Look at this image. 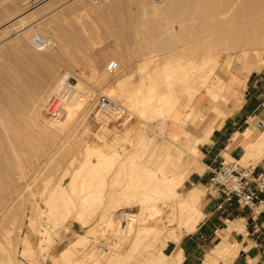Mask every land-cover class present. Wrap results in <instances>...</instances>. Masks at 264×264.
I'll return each instance as SVG.
<instances>
[{"label": "rangeland", "instance_id": "rangeland-1", "mask_svg": "<svg viewBox=\"0 0 264 264\" xmlns=\"http://www.w3.org/2000/svg\"><path fill=\"white\" fill-rule=\"evenodd\" d=\"M171 1L172 3L169 0L170 6L171 4L174 3L172 6L173 10L174 11L177 10V11L173 12L174 15L173 13H170L171 15L164 14L166 17L170 16L169 18L171 19L173 18L172 20H174V16L176 17L175 20L182 19V21L181 20L179 21H181L182 24L186 26V28H188L189 30H192V27H194V24L196 26L195 28H197V25H198L197 23L199 21L203 25L204 23L206 24L208 21H209L208 23L211 24L209 25L207 23L206 25V27L210 26L209 27L210 29L208 30L207 34L206 33H205L206 35L204 34V36L206 37H204L203 34L201 36L199 34L198 35L199 37L197 36L198 38L196 39L195 38L196 36L193 32L192 33L190 32L192 36L189 34H187L188 36L187 35L182 36L183 39L181 40L180 46L184 45L185 47L189 44L190 50L189 48H187L188 47L187 46L186 49L184 48V51L180 53L181 55L179 56L180 57L183 56L181 57L183 59L179 58V56L172 57V60L174 64L176 65L174 67V72H176L179 75H182V73H185L187 71L196 70L195 71L196 74H199L202 72V74L209 75V77L211 76L210 77L211 80L217 79L216 77L217 74L223 76L225 80H229L231 75L236 74L239 79H243L247 72V67H246V64L244 63L245 60L243 59V56H244L243 53L245 52L244 50L246 49L248 52L247 57L251 58V60L255 62V65H259V64L261 65V68L259 70L253 71L248 76L245 84L240 83L236 85L235 89H236L237 95L231 96L228 101H224L223 99H217L215 102V99H213L209 94L206 93L204 87L201 89V91L194 98V103L198 102L200 95L205 94L206 99L201 105L203 107V110L200 112L201 114H204V115L200 116L199 115L200 113L197 112V114L194 115L195 117L192 116L191 118V120L193 121L189 120L190 122L187 121L185 125V129L191 130L196 136H198L201 134V127L205 123L215 121L216 123L215 129L220 128L223 125L227 116L230 114V112H228L229 111L228 106L230 104L242 103L246 95L248 94V92H252L255 94V93H258L264 90V60H263L264 58H262L264 56V44H263L264 34H261L262 35L261 36L260 30H255V28H252V26L259 27L260 22L264 20V15H263L264 14L263 13L264 12L263 10L264 0H248V1L247 0H174V1L171 0ZM164 2L165 0H0V56H1L0 57V112L1 114L12 115V116H16L20 114L23 116L27 115L29 112V109H27V107L30 108L33 105V102L37 100L41 95L43 96L45 93L47 94L50 91H52V89L56 86L58 81L63 76H65V73H70L71 71H72L70 73L71 84L73 86L76 85L78 87L83 85L82 88L84 87L85 91L91 92V94L89 95V94H86V92L80 91L78 98L75 101H73L71 105L72 107L68 109L67 116H66L67 118L65 119L62 125L63 129L68 132L66 136L68 139L64 138V140H68V141L65 142L62 140L63 139L62 136L60 137L62 138L60 141L64 142V145H66L64 146L63 150L67 148L65 149L66 151L65 150L63 151L61 149L63 154L61 153V151H59V154L55 153L56 151L55 149H57L56 147L60 145L58 143V145H55V147L52 146L50 148V151L47 150L46 153H44L43 150H40L38 151L36 156L31 154L33 155V158H31L32 157L31 156L29 158L31 159L30 161H26V159L23 158V162L21 163L23 165L16 162L17 164L16 163L14 164H16L17 166H14L13 163L6 164L7 168H5V165L2 166L3 169L1 168V170L3 172L1 171V174L2 173L4 174H2L3 175L2 179L0 176V180H1L0 181V190H1L0 192V247L2 245L6 247V250H2L0 248V258H1L0 264L3 263L2 258H4L5 251H8V252L10 251V255L11 256L13 255L12 257L16 260L14 261V264L15 262L17 264H56V263L57 264H66V263L67 264H96V263L106 264L108 261H111V262H108L109 264L111 263L112 264H150L151 263V262L149 263L150 259L155 258V256L157 257L159 255L160 250H163L168 255L169 254L172 255L175 252H177V251L171 252L172 249L170 248L165 250V241L167 237H169L170 234H172V232L175 230L176 232L180 233L182 237L188 233L186 229L183 228V223L181 221V216L179 213V206H177L179 205L180 203L179 201L181 198L179 195H177L178 198L177 197L175 198V196L170 197V198L166 197L163 199L158 198L159 203H156V205L157 207L160 208L161 212H160V215L155 219V221L151 222V224L156 223V225L162 229L150 232L144 238V240L140 242L142 244L138 245L139 248L138 247L136 248V245H133L135 243L132 244V241L134 242L135 240L133 233H127L126 237L122 236L123 240L121 239V241H116L117 238H116L115 233L112 234L113 232L111 233L112 234L111 236L109 235L110 233L109 234L107 233L106 234L107 236L106 235L104 236L102 234L103 230L101 229V225L103 226V223H101V225L99 226L97 225V224H100L99 222H100L102 206L98 207L97 208L98 210L96 209L97 211H99V213L96 211L97 214L95 213L96 215H93L91 217L93 220L91 219L90 220L91 223H89L87 226H82L81 224L76 223L72 219L69 221H66L65 224L63 222L62 225L56 224L57 222L53 219V217H51L52 215L51 216L49 215V211L46 206L47 203L44 202L46 201L48 195L46 193H43L45 186L50 188L54 186L56 181L59 180L62 174V170H63L62 168L67 166L68 160L71 159L72 155L73 156L76 155L75 157L78 159L74 163V165H72L71 168H76V167L81 166V163L83 161L81 150L82 151L84 150L83 146L86 145L85 141H88L87 143L90 142V144L92 145H97V144L103 145L104 143L103 140H107V139L111 140V141L109 140L107 141L109 142V144H112L111 149L112 147L114 148L116 146V148L118 147L117 148L118 150L121 147L119 150L121 152H125L124 148L126 146L127 156L129 154L130 155L134 154L135 152L136 154H138L137 157L134 159L135 161L133 162L132 161L128 162L127 160H125V163H127L128 165L129 163L135 164L134 162H137L134 166L130 164L132 169L134 168L136 169V171L139 170V167L137 166L141 164L140 167L141 166L142 167L139 171H143L145 168L158 170V168L161 166L160 169L163 168L164 171L169 175L179 174L181 172L185 176L184 184L179 189L182 195H186V193L189 190H192L194 187H196V185H193L192 183L188 182V178L192 173H195V174L204 173L205 171L204 169L206 167L203 162L204 155L202 153L200 157V162L202 164L200 166L201 169H197V168L190 169L184 164V162H186L184 159V154L180 156L178 152V148H176L177 146H175V142L173 141L175 133L182 134V135L184 134V127L182 126L181 119L182 117L185 116V113L188 110L187 108L183 109L180 106L176 110L177 113L175 115V119L177 121H172L171 119H169L168 116L167 118H164L162 116H158V115L156 116L155 114H154L155 117L154 116L153 117L151 116L152 118L148 117L150 115H153L151 112H149L151 114L147 113V116L145 114V117L144 115H141V118H140V115L138 116L136 115L137 117L134 115L133 116L129 115V117H132L133 119L132 118L128 119V116H127V119L125 120L126 125L123 124L120 126H116L115 128H113L114 125H109V127H106L108 128V130L106 129L107 133H105L106 135L108 134L107 136L105 134H103V136L101 135V133L104 132L105 130L104 129L103 131H101V129L105 127H102V123L97 122L96 119L94 118V115L91 114L92 109L94 108L97 99L101 95H105V94L109 96L113 95V94L110 95V93L112 90H116L114 81L117 77H120L123 75L122 77L124 79L126 78L125 79L126 88L128 89H131V88L133 89L131 85H134V89L140 86L138 85V83L142 81L141 80L142 77L145 76L146 74V70L143 71L142 69V65H143L142 63L145 60H147L148 55L149 56L154 55L155 51L156 53L158 52L160 53L159 50L161 48V45H160L162 43L161 40L163 41L164 38L166 37L169 38L168 37L169 33H167L165 29L167 25L164 24L166 26L163 28V23L164 22L171 23V20L169 21L168 17L167 18L165 17L166 20L163 19L164 15H162V13L155 15L152 9L154 8L152 7L153 4L161 5ZM249 2L250 4H248ZM261 2L263 4H261ZM221 3H223L222 6L220 5ZM260 4L263 7H260L261 6ZM174 5H177L178 8L177 6L175 8ZM223 5H225V7ZM204 7L206 8L209 7L210 9H208V11L204 10ZM213 7L218 12H216L213 9ZM223 7L225 8V11L223 10L224 9ZM234 7L237 8L238 10L235 9ZM200 9H202L201 12L204 10V13L202 12L203 16L206 15L205 17L207 18L209 16L210 17L208 19H205L201 15L200 16L201 18L199 17L198 19ZM219 9L221 10L220 12H219ZM235 10L238 12V15L240 16L236 15L237 13L235 12ZM260 11H261V15H258L260 14ZM197 13L198 15L196 16ZM249 13H250V16H249ZM194 14H195V17H197V19L193 17ZM229 14L231 15V17H233L232 19H235L236 22L238 21L237 24L234 22V20L231 19ZM20 16H24V19H26L27 24L37 22L36 27L32 29L29 27L30 25L28 26L29 28L24 27L22 25V22H20L21 20L23 21V19H21ZM242 16L244 19L242 18ZM254 17L256 18L260 17L259 19H262V20H258V18L255 19ZM18 18L20 19V21ZM252 18L254 19V21H252L253 20ZM184 19L186 20V23ZM204 19L206 20V22L203 23L202 20L204 21ZM221 19H222V22H221ZM248 19L249 20L252 19L250 20L251 22H249ZM226 20L229 22H227ZM194 21H197V22H194ZM223 21L225 22V25L222 26ZM239 21H241V23L243 21V23L245 22L249 24H246V25L243 24L244 29H240V27L242 28L241 26L242 24L239 23ZM155 22L157 24H155ZM160 22L161 24H159ZM201 24L199 23L198 26H200ZM5 25L6 26L10 25V26L6 28ZM219 25L221 29H219ZM237 25L240 26L239 29L241 32L236 27ZM212 26L217 27V29L215 28V32ZM11 27H13V29ZM20 28L22 29V31H20L21 30ZM159 28L161 30L163 28V31L165 30L166 32L164 31V34H163V32ZM177 28L179 29L178 24H177ZM40 29L44 30L47 33V37H50V38L52 37V39H54L55 45H54L53 50L41 51L38 49V47H36L33 44V35ZM225 29L227 32L225 31ZM234 29L235 30L237 29V30L235 31ZM210 30L214 32L215 37L217 36L216 37L217 39L214 37V34H212ZM247 30L252 31V32H247ZM224 31L226 33H223ZM253 31L255 34L253 33ZM159 32L163 34V38L162 36H159L160 34ZM208 33L210 34V36ZM261 33H264V32H261ZM227 35L230 37H228ZM250 35L252 37H250ZM202 36L204 37V39L205 38L206 39L203 40ZM218 36L220 37V39L221 38L222 40L224 39L223 40L224 45L223 43H221V40L218 38ZM58 37L64 41L60 40ZM207 37H209L210 40L212 41L211 42L212 46H213V43H215V45L212 47L213 50L210 49L211 48L210 43L209 44L207 43V40L208 42H210L209 38L207 39ZM231 38H233L232 42L230 40ZM244 38L248 39L247 42L245 41ZM250 38H254V40L253 39L251 40ZM260 38L262 41H259ZM215 39L218 43L215 42ZM243 39H244V43H243ZM233 40H235L236 42ZM204 41H206V43L208 44L209 49ZM241 41H242L241 45H238L240 43H237V42H241ZM252 41H254L255 43H253ZM227 42H231V44ZM205 45L208 50L206 49ZM152 50L154 53L152 52V54H149V52H151ZM255 50H257L259 53ZM214 57L218 61H213L212 58ZM112 61L118 62V68L114 72H111L108 69V65ZM183 61H185V63ZM178 62L181 63V66L178 65L179 64ZM230 62H232V65L229 64ZM210 63H212L213 65L212 64L209 65ZM139 66L141 68H139ZM159 67L161 68V66ZM150 68L152 69L153 67L151 66ZM213 69H215L216 71L213 72ZM91 70L92 71L96 70L97 77L101 75L103 72H107L110 77L109 79H111L109 80L110 82L108 81L101 85H97L96 82H94L90 78L91 73H92ZM156 72H158L159 82H161V84H165L166 77L162 69H157ZM208 72H210L211 74ZM254 72H257V74H254ZM72 73H74L75 75ZM130 74L132 78H130L131 77ZM194 81H195V84H200L201 82L200 78L199 79L196 78V80L194 79ZM256 81H258V83H257V86L254 87V84H256ZM162 89L165 90L166 89L165 86L162 87ZM178 94H180L182 101L187 100L186 98H188V96L187 94H185L184 91H180L178 92ZM115 97H116L115 99H117L116 95ZM118 101L125 106L124 101H122V99L118 98ZM87 102L90 103L89 106L91 107V110H89V113L86 119H82L84 116V112L86 113V109H84L83 104ZM214 103H219L221 105L223 112H225L226 115H220L218 117H215L214 113L211 112V109H210V107ZM62 118H65V116ZM163 119H166V120H163ZM178 120H180V122ZM195 120L197 121L201 120L200 124L196 125L195 123H193ZM253 120L255 123V119H252V121ZM174 122L175 124H173ZM172 125H174V127ZM177 129H178V132H177ZM240 130L247 131L248 129L245 125H243ZM99 135H101V138L99 137ZM120 136L123 138L122 141H121ZM111 137L113 139H111ZM114 137L116 139H114ZM141 137H144V139H142ZM213 140L214 138H212L211 136L209 140H205L203 144L212 143ZM118 141H120V143ZM110 142H114L115 146H114V143H110ZM177 142L180 143V141H177ZM249 142H250V139H248L247 134L244 135V133H240V132L236 133V135H234L233 145H230L229 147L222 145L217 148L218 153L223 152L222 155L219 156V161L222 159V156L225 157L227 160L241 159L242 157L233 156L231 153V150L234 149L239 144H242L244 148H246ZM139 144L140 145L143 144V145L139 147L138 146ZM200 146L201 145H199L198 147L200 151L202 152ZM168 147H171L170 151L172 153L168 151L169 150L167 149ZM130 148H132V150ZM142 149L145 151L144 153ZM128 150L130 151L129 154H128ZM138 151L144 154L143 158L141 156L142 153L140 154ZM166 151H168V153ZM153 152L154 153L157 152L155 154L156 157ZM41 153H42V156H41ZM56 154H57V157H56ZM177 154H179V156ZM176 155L178 157H176ZM151 156L153 158H151ZM164 156L165 157L168 156L169 159L173 158L175 160L174 161L175 164L173 162V159L169 160L168 158L166 159ZM50 158L51 159L54 158L55 160L53 159L52 161ZM59 159H62V161L60 160L62 163H59L60 162ZM161 159L165 160V162ZM166 160H169V162ZM24 161H26V163ZM56 161H59V162L56 163ZM118 161L120 160H117V162L114 163V165H116L114 167L117 168V166H119V163L123 165L121 167H124L125 163L123 164L121 161L120 162ZM27 162L29 165L27 164ZM148 162H149V165H148ZM167 162L170 164H168ZM257 162H258L257 158H246V159L240 160V163H242L243 165H249V164L255 165ZM161 163L163 165H161ZM56 164L58 165L60 164L59 166L61 170L58 168V165L56 166ZM61 164L63 165V167L61 166ZM127 164H125V167L123 168V170L128 166ZM10 165H12V167ZM116 168H113L114 170L112 171L114 173L111 172L112 176L115 175ZM127 168L125 170L128 172L129 168L128 170ZM7 169H11L10 171L13 170L12 173L8 171ZM21 169L27 172V174H25L24 171H21ZM117 169H119L118 171L121 170L120 174L123 172L121 168L118 167ZM4 170L7 172L5 173ZM17 170L21 174L18 173ZM118 171L116 170V172ZM139 171H137L138 175L135 174L134 170H132V172H128V174L132 176V174L134 173L135 178L136 176H139L141 178ZM8 172L12 178L14 177V181H11L12 179L10 176L8 179L6 175ZM160 172L159 173L162 174L163 171H160ZM145 173L146 171H143V175H145ZM124 174H126L127 178L126 177L124 178ZM128 174L122 173L120 177H123L122 179L124 180L120 179L121 182L119 184L121 185L123 184V186L126 185V187L129 186V184L126 182H129L132 179L130 180L128 179L129 178ZM47 175L49 177L50 176L53 177V179L51 177H50L51 179H48L49 177ZM111 175H109V178ZM24 176L26 179L24 178ZM116 177H119V176L116 175ZM144 177L146 176H142V179ZM112 178L114 179L115 177H112ZM112 178L110 179L113 180ZM135 178L133 177V179ZM126 180H129V181H126ZM119 186L120 185L116 184V186L112 188H116ZM208 187L210 188V185H208L207 181H205L204 186H200V188H202L203 190V192L201 193L200 203H199L202 211H203L204 198L207 193ZM37 188L39 191L37 190ZM33 192L34 194H32ZM108 197L109 196L104 197L105 202H108L110 200ZM107 198L109 200H106ZM105 202L103 200V204ZM133 204L134 203H131V205L127 204L128 206H126V204L122 206L123 205L122 204L121 207L119 205V207L117 208L119 209L133 208V212L138 213L140 211V207L136 204L135 205ZM117 208L114 209L113 215L115 214V212H117L118 210ZM168 214L169 215L171 214V215L169 216ZM32 218H33V221H32ZM171 218L174 219L173 222L170 221ZM30 221H32L33 223ZM227 224L229 225L230 230L232 228H236L239 231H245L241 222L231 221V222H228ZM122 226L123 228L126 227L125 224H122ZM90 229H97V232L89 233V231H91ZM7 231L8 233L10 231L11 234L9 235ZM41 231H43V233H41ZM83 238L85 239L84 243L79 245L72 262H70L69 260L68 261L64 260L60 257V253L62 250H64L66 247L70 246L74 242L80 241V239H83ZM221 241L230 242L227 238H219L215 242V244L212 245L213 248ZM234 242H237V241H234ZM26 243L27 244L29 243L28 245L33 248L34 252H32L33 254H31L33 256H30V254L27 255V253H25L26 252L25 249L28 246ZM41 243L44 244V248L47 247L46 248L47 250L46 249H44V251H42L43 249L41 250ZM131 247L133 248L135 247L136 250L135 248L132 249ZM130 249L134 250L135 252L134 251L133 253L130 252L131 253L130 254L129 253V251H131ZM242 249H243V245L240 244L239 251L237 250L238 254L240 250ZM113 250L114 251L117 250L118 252L117 251L116 252L120 254V257H117L116 259L115 257L118 256V254L116 252H115L116 254L113 253L114 252ZM13 252L15 253L13 254ZM102 253L103 254L105 253L104 254L105 257L103 256ZM249 253L251 254V257L249 256L246 258L244 256L243 257L241 256L239 261H236V263H234L235 259H233L232 264H248L249 258L254 257L253 254H255V251H250ZM238 254L234 258H236ZM100 256H103L104 258ZM207 256H206V260H207ZM114 259L116 260V262ZM253 259L255 261V264H264V257L262 259H260V257L253 258ZM99 260H103V261H99ZM152 262L154 264V261ZM250 262L254 264L252 260ZM210 264H225V259L222 257H217L216 259H213L212 261H210Z\"/></svg>", "mask_w": 264, "mask_h": 264}, {"label": "bare ground", "instance_id": "bare-ground-1", "mask_svg": "<svg viewBox=\"0 0 264 264\" xmlns=\"http://www.w3.org/2000/svg\"><path fill=\"white\" fill-rule=\"evenodd\" d=\"M174 1V0H173ZM248 1V0H247ZM170 2L172 3V1L170 0ZM170 2L169 0H165L164 3H162L161 5H158V4H153L152 8L155 15L156 14H159V13H162V15L164 14H170V13H173V12H176L177 10H173V4H171L170 6ZM259 2V1H258ZM263 2V1H262ZM261 2V4H263ZM224 3V2H223ZM221 3L220 5L222 6ZM239 3V2H238ZM246 3V2H245ZM252 3V1H251ZM229 4V2H228ZM242 4V3H241ZM250 4V2L248 3ZM247 4V5H248ZM260 4V5H261ZM219 5V6H220ZM244 5V4H243ZM242 5V6H243ZM175 8L177 5H174ZM220 6V7H221ZM225 7V5H223ZM264 6V4H263ZM262 5L260 7H263ZM172 7V8H171ZM223 7V8H224ZM233 7V6H232ZM245 7V6H244ZM178 8V6H177ZM235 8V7H234ZM238 8V6H237ZM235 8V9H237ZM253 8V7H252ZM203 9V8H202ZM199 10V16H198V19L199 17L202 15L203 16V13H204V10H207L210 9L209 7L206 8L204 7V10L201 12V10ZM214 9V7H213ZM231 9V8H230ZM261 9V8H260ZM182 10V9H181ZM215 10V9H214ZM213 10V11H214ZM225 11V8L223 9ZM222 10V11H223ZM227 10V9H226ZM238 10V9H237ZM251 10V9H250ZM264 10V9H263ZM216 12H218L217 10H215ZM221 10L219 9V12ZM198 12V11H197ZM201 12V14H200ZM229 12V11H228ZM232 12V11H231ZM235 13L236 15H238V12L235 10ZM255 12V11H254ZM258 12V11H257ZM179 13V11H178ZM209 13V12H207ZM206 13V14H207ZM227 13V12H225ZM244 13V12H243ZM256 13V12H255ZM264 13V12H263ZM262 13V14H263ZM212 14V12H211ZM224 14V13H223ZM231 14V13H230ZM229 14V15H230ZM258 14V13H257ZM161 15V14H160ZM171 15V14H170ZM174 15V13H173ZM172 15V16H173ZM198 15V13L196 14V16ZM254 15V14H253ZM258 15H261V11H260V14ZM257 15V16H258ZM264 15V14H263ZM262 15V16H263ZM206 16V15H205ZM203 16L205 19H208L207 17ZM214 16V15H212ZM211 16V17H212ZM240 16V15H238ZM249 16H250V13H249ZM21 19H23V21L19 19L20 22H22V25L24 27H29L32 29V28H35L36 25H37V22L36 23H30V24H27V21L26 19H24V16H20ZM165 19V15L163 16ZM169 21L171 20V23L168 22V23H163V28L165 27L167 33H169L168 37L169 38H164V40L162 41L161 40V48H160V53H156V49L154 50L155 51V54L154 55H148V58L147 60H145L142 64V69L143 71L146 70V74L145 76L142 77V81L140 83H138V85H140L139 87H137L136 89H134V85H131L133 87V89H128L126 88V81L125 79L120 76V77H117L114 81V84H115V88L116 90H112L110 95L114 96L115 95L117 96V99H122V101H124V104H125V108H126V112H127V115L125 116L124 118V121L123 122H118V121H115V120H112L111 117L106 113V112H103V111H99V108H96V104L94 106V108L92 109V112L91 114L94 115V118L96 119L97 122L99 123H102V127H105V128H102L101 131H103L104 129V132L101 133V135L103 136V134L107 133L106 132V129L108 130V128L106 127H109V125H114L113 128H115L116 126H120V125H123L125 124V120L127 119V116H128V119L129 118H132V117H129V115H134V116H138L140 115V118H141V115H144L145 117V114L147 116V113L148 114H153V115H150L148 117H155V115L157 116H162L164 118H167V116L169 117V119H171L172 121H177L175 119V115L177 113V109L181 106L183 109L187 108L188 110L186 111L185 113V116L182 117L181 119V123H182V126L184 127V133L187 134V131L185 130V125L187 123V121L191 120L192 116L196 115L197 114V111H196V108L194 107L193 105V101H194V98L197 96V94L201 91V89L204 87L205 88V91L210 94L211 96H213L215 99H218V97H220L222 95V93L224 91H230L231 90V86L228 85V83L223 79L221 78L220 76H216L217 79H212L211 80V76L209 77V75H205V74H202L199 73V74H196V70L195 71H187L185 73H182V75H179L177 74L176 72H174V67L176 66L172 60V57L174 56H179L181 55L180 53H182V51H184V48L186 49L189 48V44L187 46L184 47V45H181L180 46V43H181V40L183 39V35H191L190 32L194 33L195 34V38L197 39L200 34V36L203 34L208 32V30L210 29L209 27L210 26H207V22L206 24L204 22H206V20L204 19V21L202 20V22L204 23L201 24V22L199 21L197 24L199 25V23L201 24L200 26H198L197 24V28H195V24H194V27H192V30H189L188 28H186V26H184L182 24V19H179V20H175V16H174V20H172L171 18H169L170 16H167ZM166 17V18H167ZM195 17V14L194 16ZM225 17V16H224ZM231 17V15H230ZM245 17V16H244ZM197 19V17H195ZM201 18V17H200ZM215 18V17H214ZM233 17H231L232 19ZM235 18V16H234ZM240 18V17H239ZM243 18V16H242ZM247 18V16H246ZM249 18V17H248ZM255 19H257L256 17H254ZM260 18V17H259ZM258 20H262V19H259ZM191 19V18H190ZM211 19V18H210ZM244 19V18H243ZM253 19V18H252ZM250 19V20H252ZM16 20V19H15ZM166 20V19H165ZM185 20V19H184ZM234 20V22L237 24L238 21L236 22L235 19H232ZM249 20V19H248ZM247 20V22H248ZM249 20V22H251ZM18 21V22H19ZM227 21V20H226ZM254 21V19L252 20ZM188 22V20H187ZM194 22H197V21H194ZM221 22H222V19H221ZM229 22V21H227ZM226 22V23H227ZM9 23V22H8ZM170 23V24H169ZM177 23L178 26H179V29L177 28ZM185 23H186V20H185ZM184 23V24H185ZM217 23V22H215ZM219 23V21H218ZM239 23H241V21H239ZM155 24H157L155 22ZM161 24V22L159 23ZM166 24V25H164ZM188 24V23H187ZM209 25H211L210 23H208ZM214 24V23H213ZM212 24V25H213ZM242 25V28L240 26H236L238 29L240 27V29H244V25L246 24H249V23H241ZM21 25V24H19ZM225 25V22L223 21V24L222 26ZM231 25V24H230ZM240 25V24H239ZM6 26V25H5ZM10 25H7L6 28H8ZM217 26V24H216ZM221 26V27H222ZM28 27V28H29ZM159 27V26H158ZM214 32H215V28L217 29V27H214ZM234 27V26H232ZM250 27V26H249ZM13 29V27H11ZM163 28H162V32L164 34V31H163ZM196 30H195V29ZM226 28V27H225ZM231 28V27H230ZM229 28V29H230ZM252 28H255V30H260L261 32H264V20L260 22V25L259 27H253ZM21 29V28H20ZM219 29L220 28V25H219ZM228 29V27H227ZM239 29V31H240ZM248 29V28H247ZM11 30V29H10ZM212 30V29H211ZM210 30V31H211ZM223 30V28H222ZM235 30V29H234ZM237 30V29H236ZM235 30V31H236ZM22 31V29L20 30ZM24 31V30H23ZM34 31V30H32ZM165 31V32H166ZM213 31V30H212ZM211 31V32H212ZM226 31V29H225ZM223 32V33H226V32ZM214 32H212V34H214ZM230 32V31H229ZM241 32V31H240ZM247 32H252V31H249L247 30ZM260 32V35L261 34H264V33H261ZM8 33V32H7ZM29 33V32H28ZM159 36H162L163 38V34H161V32H159ZM219 33V32H218ZM243 33V32H242ZM254 33V31H253ZM36 34H41L42 36L46 37V38H49L51 41H52V45L50 47H47V48H38L39 50L41 51H45V50H53L54 48V45H55V41L54 39H52V37H47V33L44 31V30H38L34 35ZM193 34V35H194ZM205 34V35H206ZM209 34V33H208ZM217 34V33H216ZM238 34V33H237ZM255 34V33H254ZM26 35V34H24ZM33 35V37H34ZM229 35V34H228ZM227 35V36H228ZM239 35V34H238ZM244 35V34H243ZM247 35V34H246ZM249 35V34H248ZM23 36V35H22ZM53 36V35H52ZM188 36V35H187ZM198 36V37H197ZM202 36V37H203ZM210 36V34H209ZM235 36V35H234ZM240 36V35H239ZM238 36V37H239ZM262 36V35H261ZM260 36V37H261ZM264 36V35H263ZM200 37V38H202ZM206 37V36H204ZM204 37L202 38L203 40ZM214 37H215V34H214ZM217 37V36H216ZM215 37V38H216ZM230 37V36H228ZM241 37V36H240ZM239 37V38H240ZM244 37V36H242ZM248 37V36H247ZM250 37H252L250 35ZM57 38V37H56ZM59 38V37H58ZM209 37H207L208 39ZM218 38L220 39V37L218 36ZM236 38V37H235ZM246 38V37H245ZM244 38V39H245ZM249 38V37H248ZM258 38V37H257ZM263 38V37H262ZM32 39V38H30ZM60 39V38H59ZM161 39V38H160ZM201 39V40H202ZM212 39V38H211ZM217 39V38H216ZM215 39V42L218 43ZM232 39L231 38V42H232ZM238 39V38H237ZM244 39H243V43H244ZM251 40L254 38H250ZM26 40V39H25ZM62 40V39H60ZM202 40V41H203ZM214 40V39H213ZM221 40V43H223L224 45V42L222 40V38L220 39ZM239 40V39H238ZM242 40V39H241ZM248 39H245V41L247 42ZM250 40V42H251ZM64 41V40H62ZM201 41V43H202ZM209 41L207 40V43L209 44L210 43V49L213 50V46L215 45V43H213V46L211 45L212 41L210 40L209 38ZM226 41V40H225ZM229 41V40H227ZM235 41V40H233ZM259 41H262L261 38ZM206 43V41H204ZM214 42V41H213ZM231 42H227V43H230ZM236 42V41H235ZM253 43H255L254 41H252ZM257 42V41H256ZM206 43V45L208 46V44ZM237 43H240L238 45H241L242 41L241 42H237ZM262 43V42H261ZM34 44V43H33ZM249 44V43H248ZM264 44V43H263ZM159 45V47H160ZM199 45V44H198ZM202 45V44H201ZM205 45V47H206ZM234 45V44H233ZM246 45V44H245ZM252 45V44H250ZM257 45V44H256ZM180 46V48H179ZM200 46V45H199ZM183 47V48H182ZM215 48V47H214ZM218 48V47H217ZM229 48V47H228ZM180 49V50H178ZM207 49V47H206ZM208 49H209V46H208ZM207 49V50H208ZM190 50V48H189ZM186 51V50H185ZM211 51V50H210ZM245 52L243 53V59L245 60V64H246V67H247V72H246V75L248 76L251 72H252V69L254 68V65H255V62H253L251 60V58H248L247 57V49L244 50ZM257 51V50H255ZM52 52V51H51ZM153 50L151 52H149V54H152ZM258 52V51H257ZM256 52V53H257ZM154 53V52H153ZM185 53V52H184ZM183 53V54H184ZM259 53V52H258ZM148 54V53H147ZM7 56V55H6ZM211 56V55H210ZM1 57V56H0ZM183 57V56H181ZM179 56V58H181ZM207 57V56H205ZM212 57V56H211ZM258 57V56H257ZM51 58V57H50ZM178 58V59H179ZM209 58V56H208ZM264 58V56L262 57ZM4 59V58H2ZM183 59V58H181ZM186 59V57H185ZM228 59V58H227ZM203 60V59H202ZM213 61H218L215 57L212 58ZM264 60V59H263ZM76 61V60H75ZM177 61V59H176ZM211 61V60H210ZM234 61V60H233ZM117 62V61H116ZM185 63V61H183ZM201 62V61H200ZM229 62V61H228ZM227 62V63H228ZM262 62V61H261ZM179 63V62H178ZM183 63V65H184ZM199 63V62H197ZM212 63H210L209 65H211ZM229 64L232 65V62H230ZM179 66H181V63L178 64ZM213 65V64H212ZM229 65V66H231ZM153 67L152 69L150 67ZM161 66V68L159 67ZM178 66V67H179ZM208 67V66H207ZM139 68H141L139 66ZM150 68V69H149ZM157 69H162V71L164 72L165 74V77H166V82L165 84H161V82H159V78H158V72H156ZM180 69V68H179ZM69 70V69H68ZM139 70V69H138ZM199 70V69H198ZM209 70V69H208ZM92 71V70H91ZM140 71V70H139ZM142 71V70H141ZM142 71V72H143ZM206 71V70H205ZM216 71L215 69H213V72ZM72 72V71H71ZM70 72V73H71ZM211 72V71H210ZM208 72V73H210ZM70 73H65V76H63L59 81L58 83L56 84V86L52 89V91H50L49 93H45L42 97L40 96L37 100H35L33 102V105L27 109H29V112L27 115L23 116V115H16V116H12V115H3L1 114L0 112V176H1V179L3 178L2 173L1 174V168L3 165H5V168H7L6 164H11V163H22L23 162V158L26 159V161H30L31 159H29L31 156V158H33V155L36 156V154L38 153V151L40 150H43L44 153L47 152V150L50 151V148L52 146L55 147V145H58V143L60 144L59 146H57L55 149V153H58L59 154V151H61L62 153V150L64 148V142L60 141L62 138L63 141H68V140H64L65 139H68L66 136L68 134V132L66 130L63 129V123L65 121V119L67 118V112H68V109H70L72 106V103L73 101H75L77 98H78V95H79V92L80 91H83V92H86V94H91V92H87L85 91L84 87L82 88L83 85L81 86H73L70 82ZM96 70H93L92 73H91V80H93L94 82H96L97 85H101L105 82H108L110 77H109V74L107 72H103L101 75H99L98 77L96 76ZM207 73V74H208ZM212 73V72H211ZM210 73V74H211ZM74 74V73H72ZM213 74V73H212ZM215 74V73H214ZM75 75V74H74ZM127 76V75H126ZM125 76V77H126ZM131 76V74H130ZM214 76V75H213ZM56 77V75H55ZM84 77V75H83ZM132 78V76L130 77ZM129 78V79H130ZM200 78V84H195V81L194 79L196 80ZM247 78V77H246ZM89 80V79H88ZM246 80V79H245ZM231 81L233 82H239L238 78H236L234 75L231 76ZM55 82V81H54ZM110 82V81H109ZM245 82V81H244ZM82 83V82H81ZM142 83V84H141ZM197 83V82H196ZM135 84V82H134ZM80 85V84H79ZM165 86V90L162 89V87ZM81 88V89H80ZM87 90V89H86ZM90 90V89H89ZM180 91H184L185 94H187L188 98H186L187 100L185 101H182L181 97H180V94H178V92ZM230 93V92H229ZM185 98V97H184ZM213 98V99H214ZM224 99V98H223ZM32 104V102H31ZM89 102L87 103H84L83 106H84V109H86V113L84 112V116L82 119H86L88 113H89V110H91V107L89 106ZM86 107V108H85ZM90 107V108H89ZM19 108V107H18ZM214 110V109H213ZM217 111V110H216ZM23 112V111H22ZM27 112V110H26ZM151 112V113H149ZM215 112V111H214ZM220 112H222L220 110ZM26 114V113H25ZM155 114V115H154ZM219 114V112H218ZM65 118H62L64 117ZM136 116V117H137ZM166 116V117H165ZM182 116V115H181ZM151 117V118H152ZM195 117V116H194ZM133 119V118H132ZM196 119V118H195ZM163 120H166V119H163ZM132 121V120H131ZM180 122V120H178ZM193 121V120H191ZM127 122V121H126ZM135 122V121H134ZM190 122V121H189ZM167 123V122H166ZM175 124V122L173 123ZM179 124V123H178ZM126 125V124H125ZM83 126V125H82ZM174 127V125H172ZM126 128V127H125ZM113 131V130H111ZM116 131V130H115ZM177 132H178V129H177ZM181 132V131H179ZM248 132V131H247ZM252 132V131H251ZM250 132V133H251ZM115 133V132H113ZM124 133V132H123ZM122 133V134H123ZM126 133V132H125ZM143 133V131H142ZM141 133V134H142ZM172 133V132H171ZM97 134V133H96ZM94 134V135H96ZM213 134V133H212ZM246 133H244L245 135ZM101 135H99V137L101 138ZM106 135V134H105ZM108 135V134H107ZM106 135V136H107ZM62 136V138H60ZM117 136V134H116ZM115 136V137H116ZM143 136V135H142ZM181 136L182 134H178V133H175L174 134V138H173V141L175 142V146H177L176 148H178V152L181 155L184 154V159L186 162H184V164L191 168V167H199L200 165V152H199V148L198 146L196 145L194 147L193 150L191 151H186L177 141H181ZM247 136H249L247 134ZM114 137V139H116ZM121 137V136H120ZM145 137V135H144ZM144 137H141L142 139H144ZM261 138L258 139V141H256L254 144H252L250 147L251 149H248L249 152V156L251 157V155H256L258 156L257 154H259V157H260V154L264 153V132H263V136H260ZM97 138V137H96ZM110 138V137H109ZM209 137H206L202 140H200V142H202L201 144H203V142L205 140H209L208 139ZM98 139V138H97ZM104 139V137H103ZM111 139H113L111 137ZM118 139V138H117ZM122 137H121V141H122ZM140 139V138H139ZM99 140V139H98ZM102 140V139H101ZM109 139L107 140H103V145H92L89 143H87L88 141H85V146H83L84 150L82 152V158H83V161L81 163V166L79 167H76V168H71L72 165H74V163L77 161L78 158H76L75 156H71V159L68 160V164L66 167H63V165L61 164V166L63 167L62 169V174L59 178L58 181L55 182L54 186L52 187H47L45 186V189L43 190V193H46L48 195L46 201L47 203V208H48V211H49V215L51 217H53V219L57 222H55L56 224H61L64 222V224L66 223V221H69V220H74L76 223H79L81 224L82 226H87L90 222V220L92 219L91 217L93 215H96L97 212L99 213V211H97L98 207H101L102 206V211H101V215H100V224H97L98 226L101 225V223H103V226L101 225V229L103 230L102 231V234L105 236L107 233L111 236L112 234L115 233L116 235V238L117 240L116 241H121L122 239V236L126 237L127 236V233H133L134 234V242L132 241V244L133 245H136V248L138 247L139 244H142L140 243L142 240H144V238L152 231H157V230H160L162 228H160L159 226L155 224H151L152 221H155V219L160 215V208L157 207L156 203H159L158 201V198H166V197H174L175 198L179 195L181 198H180V203L179 205V213H180V216H181V221L183 223V228L186 229V231L189 233V232H193L196 228H197V225L198 223L201 221V219L203 218V212L201 210V207L199 205L200 203V197H201V193H202V190H199L197 188L193 189V190H189V192L186 193V195H182L181 192L179 191L180 187L183 185V181H184V175L180 172L179 174H172V175H169L167 174L164 169H160L161 166L157 169H144L143 171H146L145 175H143V171H139L141 169L140 165L137 166L139 167V173H140V176H136L139 177V178H135V175L134 173H130L132 174L129 175L128 172H132V170H134V172L136 171V169H132L131 168V165L134 166L137 162H134L135 164H132V163H129V165L127 163H125V160H127L128 162L130 161H135L134 159L137 157L138 154H136V152L134 154H129V152L132 150V148H130L128 150V156H127V148L125 146V152H121L119 149L117 150L116 146H115V143L114 142H110V143H114V148L112 147L111 149V145L112 144H109V142H107ZM111 141V140H109ZM62 142V143H60ZM84 142V140H83ZM102 142V141H101ZM120 143V141H118ZM142 142V141H140ZM199 142V144H200ZM145 143V142H144ZM143 143V144H144ZM141 144V145H143ZM173 144V143H172ZM171 144V145H172ZM196 144V143H195ZM68 145V144H67ZM84 145V144H83ZM140 144L138 145L139 147L141 146ZM170 145V146H171ZM250 145V144H249ZM120 146V145H119ZM249 147V146H248ZM122 148V150H123ZM170 148L171 147H168L167 149H169L168 151H170ZM62 149V150H61ZM67 149V148H65ZM64 149V150H65ZM144 149V148H143ZM142 149V150H143ZM166 149V150H167ZM45 150V151H44ZM63 150V151H64ZM137 150V149H136ZM135 150V151H136ZM139 150V149H138ZM145 150V149H144ZM143 150V153L145 152ZM147 150V148H146ZM157 150V149H156ZM155 150V151H156ZM66 151V150H65ZM168 151H166L168 153ZM247 151V152H248ZM42 152V153H43ZM132 152V151H131ZM139 152V151H138ZM246 152V154H247ZM40 153V152H39ZM42 153H41V156H42ZM60 153V154H61ZM80 153V152H79ZM140 154L142 152H139ZM141 154L142 158H143V155L144 154ZM154 153V152H153ZM157 153V152H156ZM154 153V155L156 154ZM172 153V152H171ZM33 154V155H31ZM54 154V152H53ZM63 154V153H62ZM84 154V155H83ZM146 154V153H145ZM152 154V153H151ZM179 154H177L179 156ZM40 155V154H39ZM153 155V157H154ZM167 155V154H165ZM176 155V157H178ZM25 156V157H24ZM53 156V155H52ZM55 156V155H54ZM62 156V155H61ZM127 156V157H125ZM171 156V155H170ZM173 156V155H172ZM175 156V154H174ZM173 156V157H174ZM245 156V155H244ZM40 157V156H39ZM56 157H57V154H56ZM54 157V158H56ZM139 157V156H138ZM151 156V158H153ZM156 157V155H155ZM165 157V156H164ZM246 157V156H245ZM53 158V159H54ZM63 158V157H62ZM166 159L168 158L165 157ZM181 158V157H180ZM183 158V157H182ZM15 159V160H14ZM29 159V160H28ZM51 159V158H50ZM53 159H51L53 161ZM164 159V158H163ZM161 159V160H163ZM169 159V158H168ZM173 159V158H171ZM169 159V160H171ZM244 159V158H243ZM33 160V159H32ZM55 160V159H54ZM62 161V159H59V161ZM117 160H120L123 164H127L128 168V172L125 170H123V168L125 167V164H124V167H121L123 166L121 163H119V166H117V168H121L123 170L122 173H127L128 176H129V180L132 179V180H126V181H129V182H126L129 184L128 187H126V185L123 186V184H119L121 182L120 179H122L123 177H120L122 175V173L120 174V171H118L119 169H117L116 165H114V163L117 162ZM139 160V159H138ZM169 160H166L169 162ZM179 160V159H178ZM235 160V159H234ZM241 160V159H240ZM240 160H238L240 162ZM26 161H24L26 163ZM59 161H56V163H58ZM59 162V163H62V162ZM118 161V162H120ZM148 161V160H147ZM165 162V160H163ZM175 160L173 159V162ZM182 161V159H181ZM184 161V160H183ZM33 162V161H32ZM140 162V161H139ZM144 162V161H143ZM142 162V163H143ZM160 162V161H159ZM167 162V163H168ZM16 163V164H17ZM30 163V162H29ZM34 163V162H33ZM141 163V162H140ZM163 163V162H162ZM161 163V165H163ZM183 163V162H182ZM16 164H14V166H17ZM28 164V162H27ZM121 164V165H120ZM159 164V163H158ZM170 164V163H168ZM173 164V163H171ZM175 164V162H174ZM23 165V164H21ZM26 165V164H25ZM29 165V164H28ZM32 165V164H31ZM34 165V164H33ZM58 164H56L57 166ZM60 165V164H59ZM58 165V168L60 169V166ZM144 165V164H143ZM146 165V164H145ZM148 165H149V162H148ZM160 165V164H159ZM9 166V165H8ZM12 167V165H10ZM46 166V165H45ZM147 166V165H146ZM151 166V165H150ZM158 166V165H157ZM172 166V165H171ZM179 166V165H178ZM19 167V165H18ZM17 167V168H18ZM27 167V166H26ZM25 167V168H26ZM49 167V166H47ZM116 168V170L118 172H116L115 170V175L112 176L111 174L114 173L112 170H114L113 168ZM21 168V166H20ZM57 168V169H58ZM157 168V167H155ZM180 168V167H179ZM3 169V168H2ZM24 169V167H23ZM73 169V170H71ZM132 169V170H131ZM138 169V168H137ZM177 169V168H176ZM181 169V168H180ZM201 169V168H200ZM8 171H10L11 169H7ZM16 170V168H15ZM19 170V169H18ZM17 170L18 173H20L19 171ZM61 170V169H60ZM178 170V169H177ZM203 170V169H202ZM5 171V170H4ZM13 171V170H12ZM12 171H10L12 173ZM21 171H24L21 169ZM27 171V170H26ZM46 171V170H45ZM137 171L135 172L136 175L137 174ZM160 171H163L162 174H160L161 172ZM170 171V170H168ZM180 171V170H179ZM3 172V171H2ZM7 171H5L6 173ZM25 172V171H24ZM112 172V173H111ZM160 172V173H159ZM14 173V172H13ZM29 173V172H28ZM43 173V172H42ZM142 173V174H141ZM176 173V172H175ZM17 174V173H16ZM21 174V173H20ZM25 174H27V172H25ZM54 174V173H53ZM8 179H9V172L6 174ZM109 175L110 178L112 177H115L113 180H111L109 178ZM119 176V177H116ZM19 176V175H17ZM28 176V175H27ZM48 176V175H47ZM131 176V177H130ZM142 176H146L142 179ZM11 177V176H10ZM29 177V176H28ZM40 177V176H39ZM49 177V176H48ZM51 177V176H50ZM48 178V179H53V177L51 178ZM126 177V174H124V178ZM133 177L135 179H133ZM19 178V177H18ZM25 178V176H24ZM56 178V177H55ZM118 178V179H116ZM127 178V177H126ZM12 179V180H11ZM11 181H14V177L12 178L11 177ZM26 179V178H25ZM39 179V178H38ZM110 179V180H109ZM34 180V179H33ZM32 180V181H33ZM124 180V179H122ZM1 181V180H0ZM26 181V180H25ZM36 181V180H35ZM52 181V180H51ZM50 181V182H51ZM68 181V182H67ZM47 182V181H46ZM124 182V184H125ZM45 183V182H44ZM48 183V182H47ZM46 183V184H47ZM123 183V182H122ZM50 184V183H49ZM116 184L120 185L119 187H116V188H112V187H115ZM10 185V184H9ZM48 185V184H47ZM28 186V185H27ZM35 186V185H34ZM50 186V185H49ZM28 188V187H26ZM3 189V187H2ZM36 189V187H35ZM27 190V189H26ZM31 190V189H30ZM38 190V188H37ZM28 191V190H27ZM39 191V190H38ZM1 192V190H0ZM31 192V191H30ZM48 192V193H47ZM36 193V192H35ZM34 194V192L32 193ZM42 195V194H41ZM37 196V195H36ZM43 196V195H42ZM46 196V195H45ZM44 196V197H45ZM105 196H109L108 198L110 199H106V200H109L108 202H105V199L104 197ZM26 197V196H25ZM34 197V196H33ZM111 197V198H110ZM112 199V200H111ZM103 200H104V204H103ZM172 200V199H171ZM157 201V202H156ZM178 201V200H177ZM161 202V201H160ZM169 202V201H168ZM176 202V201H175ZM131 203H134L133 205H138L140 207V211L138 213H131V215L129 216L128 218V221L127 223L125 224V228H123L122 224H121V221L120 220H117L115 219L116 218V212L115 214L113 215V212H114V209L122 206H124L126 204V206H128L129 204L131 205ZM172 203V202H171ZM39 204V203H38ZM103 204V205H102ZM128 204V205H127ZM178 204V203H177ZM125 206V207H126ZM161 206V205H159ZM39 207V206H38ZM19 209V207H18ZM97 209V210H96ZM119 209V208H117ZM116 209V210H117ZM176 209V208H174ZM178 209V208H177ZM46 210V209H45ZM101 210V209H99ZM115 210V211H116ZM173 210V208H172ZM38 211V210H37ZM43 211V210H42ZM97 211V212H96ZM44 212V211H43ZM46 212V211H45ZM42 213V212H41ZM96 213V214H95ZM171 213V212H170ZM174 213V212H173ZM164 214V213H163ZM169 215V214H168ZM171 215V214H170ZM169 215V216H170ZM179 216V217H180ZM95 217V216H94ZM115 217V218H114ZM163 217V216H162ZM161 217V218H162ZM178 217V218H179ZM177 218V219H178ZM160 219V218H159ZM93 220V219H92ZM161 220V219H160ZM32 221H33V218H32ZM30 221V222H32ZM170 221H174L173 218H171ZM35 222V221H34ZM158 222V221H157ZM163 222V221H162ZM180 222V221H179ZM33 223V222H32ZM31 223V224H32ZM181 223V222H180ZM35 224V223H34ZM33 224V225H34ZM167 225V224H166ZM182 225V224H180ZM179 225V227H180ZM161 226V225H160ZM96 227V225H95ZM230 229V228H229ZM46 230V229H45ZM91 231H89V233H96L97 232V229H90ZM46 232V231H45ZM113 232V233H112ZM8 233V231H7ZM41 233H43V231H41ZM112 233V234H111ZM9 235L11 234L10 231L8 233ZM107 236V235H106ZM109 236V237H110ZM9 237V236H8ZM114 237V236H113ZM123 237V238H124ZM182 237V235L178 232L173 231L172 234H170L169 237H167L166 241H165V247L167 246V244L171 241H179L180 238ZM11 238V237H10ZM115 238V237H114ZM113 239V238H112ZM84 238L83 239H80V241H76L74 242L73 244H71L70 246L66 247L64 250L61 251L60 253V257L64 260H69L70 262H72V260L74 259L75 257V253H76V250L78 249L79 245L80 244H83L84 243ZM115 240V239H114ZM113 240V241H114ZM123 240V239H122ZM125 241V240H124ZM26 242V241H25ZM28 242V241H27ZM123 243V242H122ZM221 243H224V242H221ZM27 244V243H26ZM29 244V243H28ZM27 244V245H28ZM118 244V242H117ZM131 244V245H132ZM122 245V244H121ZM120 245V246H121ZM132 245V246H133ZM164 245V244H163ZM238 246L236 243L235 244H229L225 242V245H220L219 247H217L214 251L215 255L216 256H220V257H225L226 256H233L237 253V250H238ZM141 247V246H140ZM2 250H6V247L2 246L0 247ZM47 248V247H46ZM44 244L41 243V250L44 251ZM117 248V247H116ZM132 249H134L133 247H131ZM135 248V250H136ZM139 248V247H138ZM25 249V248H24ZM130 249L131 251H129V253H133L134 250ZM47 250V249H46ZM139 250V249H138ZM26 251V252H25ZM25 253H27V255L30 254V256H33L31 254H33L32 252H34L33 248L30 247L29 245L26 247L25 249ZM114 251V250H113ZM117 251V250H116ZM116 251H114L113 253H115ZM4 252V251H3ZM12 252V251H11ZM16 252V251H15ZM13 252V254L15 253ZM110 252V251H109ZM118 252V251H117ZM116 252V253H117ZM135 252V251H134ZM5 255H4V258H2V262L1 264H14V261H16L11 255H10V251H5L4 252ZM112 253V254H113ZM115 253V254H116ZM120 253V252H119ZM130 253V254H131ZM24 254V253H23ZM103 254V253H102ZM105 254V253H104ZM103 254V256H104ZM118 254V253H117ZM135 254V253H134ZM26 255V256H27ZM114 255V254H113ZM103 256H100L102 258H104ZM115 256V255H114ZM211 256V255H209ZM3 257V256H1ZM16 257V256H15ZM29 257V256H28ZM112 257V256H111ZM117 257H120V254H118V256H116L115 258L117 259ZM234 257V256H233ZM100 258V259H102ZM114 258V257H113ZM209 258V257H208ZM224 258V259H225ZM1 259V258H0ZM61 259V260H62ZM152 259V258H151ZM149 261V263L151 262L153 264L152 261H154V264H182V260H183V252L182 250H180L179 253L173 255V256H169L168 254H166L163 250H160L159 251V255L155 258L152 259V261ZM215 259V258H214ZM32 260V259H31ZM59 260V258H58ZM105 260V259H104ZM115 260V259H114ZM112 260V261H114ZM252 260V259H251ZM250 260V261H251ZM63 261V260H62ZM99 261H103V260H99ZM250 264H252V262H250ZM56 262V261H55ZM65 262V261H64ZM108 262H111V261H108ZM106 263V264H109V263ZM116 262V260H115ZM230 262V260H229ZM22 263V262H21ZM74 263V262H73ZM101 263V262H100ZM114 263V262H113ZM150 263V264H151ZM208 262H206L207 264ZM15 264H17L15 262ZM57 264V263H56ZM67 264V263H66ZM98 264V263H96ZM104 264V263H103ZM112 264V263H111ZM230 264V263H228ZM255 264V263H254Z\"/></svg>", "mask_w": 264, "mask_h": 264}, {"label": "crops", "instance_id": "crops-1", "mask_svg": "<svg viewBox=\"0 0 264 264\" xmlns=\"http://www.w3.org/2000/svg\"><path fill=\"white\" fill-rule=\"evenodd\" d=\"M260 68H261L260 64L255 65L254 68L252 69V72L259 70ZM254 74H257V72H254ZM217 75L223 78V76L219 74ZM233 75L236 78H238L236 74ZM231 76L229 80H225L223 78L228 83V85L231 86V90L224 91L222 95L218 97V99L224 98L223 99L224 101H228L231 96H236L237 95L235 89L236 85L240 83L245 84L248 78V76L245 74L243 79L238 78L239 82H233L231 81ZM257 83L258 81H256V84H254V87L257 86ZM211 97L214 98L213 96ZM205 99H206L205 94H202L200 95L198 102L194 103L193 101V105L196 108L197 112L200 113L203 110V107L201 105L203 104ZM216 100L217 99H215V102ZM228 108H229L228 112H230V114L227 116L223 125L220 128L215 129L216 123L215 121H211L209 123H205L201 127L200 135L196 136L191 130L185 129L187 131V134L184 133L181 136V141L179 144L186 151H191L194 149L196 145L197 146L201 145L200 147L202 152L199 149L200 157L202 153L204 155L203 162L206 166L204 169L205 170L204 173L202 174L192 173L188 178L189 183L196 185V187H194L193 189L197 188L199 190H202L200 186H204L205 181H207L209 185V179H210L209 167L215 164L216 162H218L219 156H221L223 153V152L218 153L217 148L222 145H225L227 147L233 145L234 135H236V133L238 132L240 133L246 132V134L249 135L248 139H250L249 142L250 145L248 144L246 148H244L242 144L237 145L234 149L231 150L232 155L235 157H242L241 160H243V158L244 159L257 158L258 162L255 164L256 173L262 174L264 176V153L260 154V157L259 154H257L258 156L251 155L250 157L249 156L250 151H248V149H251L250 146L254 144L256 141H258V139L261 138L260 136H263L264 90L255 94L252 92H248L242 103L240 104L232 103L228 106ZM210 109L211 112L214 113L215 117H218L220 115H226L225 112H223L221 105L219 103H214L210 107ZM220 110L222 112H220ZM199 115L203 116L204 114L200 113ZM252 119H255V123L254 120L252 121ZM200 122L201 120L199 121L195 120L193 123L199 125ZM243 125L247 127L248 132L240 130ZM211 136L212 138H214L212 143L201 144L202 142H200V140L206 137L210 138ZM201 165L202 164L200 163L197 169H200ZM194 168L196 167H191L190 169H194ZM184 181H185V176H184ZM222 202L223 199L221 195L217 191L208 187L203 203L202 212L204 218L201 219V222L198 223L197 228L193 232H189L185 234L182 238H180L179 241H171L168 243V245L165 247V250L170 248L172 249L171 252L177 251L172 255L169 254V256H173L179 253L180 250H182L183 252L182 264H203L206 260V256L209 254L211 256L209 255L207 256L206 262H208L207 264H210V261H212L214 257L215 259L217 257H220V256H216L213 250H215L220 245H225L226 242V244L236 243L237 245H239L238 251L240 248V244H242L243 249L240 250L239 254L237 251V253L233 255L235 257L238 254L236 258H234L233 256H226V258L222 257L225 258V264L228 263L232 264L233 259H235L234 263H236V261H239L241 256L242 257L244 256L246 258L249 256L251 257V254L249 253L250 251H255V254H253L254 255L253 258L260 257V259H262L264 257V205H260V206L255 205L254 207H241L237 203V201H234L232 203H225L222 209H217V205H219ZM231 221L241 222L245 231H239L236 228H232L230 230L229 229L230 227L227 223ZM219 238H227L230 242L221 241L224 243L219 242L213 248L212 245L215 244V242ZM253 258H249V261L252 259V261L255 263ZM206 262L204 264H206ZM248 264L250 263L248 262Z\"/></svg>", "mask_w": 264, "mask_h": 264}, {"label": "built area", "instance_id": "built-area-1", "mask_svg": "<svg viewBox=\"0 0 264 264\" xmlns=\"http://www.w3.org/2000/svg\"><path fill=\"white\" fill-rule=\"evenodd\" d=\"M33 43L38 48L50 47L53 43L49 38L36 34ZM118 62L112 61L108 69L114 72ZM96 108L106 112L112 120L123 122L127 115L125 106L109 95H101L96 101ZM210 188L217 191L223 202L217 205L222 209L225 203L237 201L241 207L264 205V176L256 173L255 165H243L238 160L222 159L209 167ZM133 208H121L116 212V219L126 224Z\"/></svg>", "mask_w": 264, "mask_h": 264}]
</instances>
